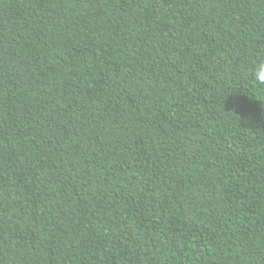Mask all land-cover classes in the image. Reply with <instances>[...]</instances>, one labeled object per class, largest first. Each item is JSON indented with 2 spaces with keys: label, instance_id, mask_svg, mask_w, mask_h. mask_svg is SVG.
<instances>
[{
  "label": "trees",
  "instance_id": "trees-1",
  "mask_svg": "<svg viewBox=\"0 0 264 264\" xmlns=\"http://www.w3.org/2000/svg\"><path fill=\"white\" fill-rule=\"evenodd\" d=\"M264 0H0V264H264Z\"/></svg>",
  "mask_w": 264,
  "mask_h": 264
},
{
  "label": "clouds",
  "instance_id": "clouds-1",
  "mask_svg": "<svg viewBox=\"0 0 264 264\" xmlns=\"http://www.w3.org/2000/svg\"><path fill=\"white\" fill-rule=\"evenodd\" d=\"M255 79L260 84H264V63L259 64L258 71L255 73Z\"/></svg>",
  "mask_w": 264,
  "mask_h": 264
}]
</instances>
